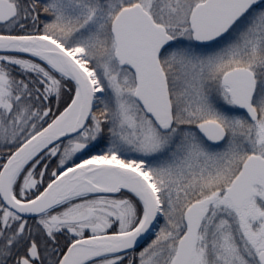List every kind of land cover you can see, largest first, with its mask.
Returning a JSON list of instances; mask_svg holds the SVG:
<instances>
[{
  "label": "snow or ice",
  "instance_id": "1",
  "mask_svg": "<svg viewBox=\"0 0 264 264\" xmlns=\"http://www.w3.org/2000/svg\"><path fill=\"white\" fill-rule=\"evenodd\" d=\"M0 264H264V0H0Z\"/></svg>",
  "mask_w": 264,
  "mask_h": 264
}]
</instances>
